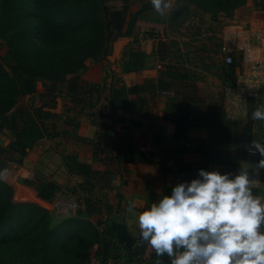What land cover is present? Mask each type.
<instances>
[{
  "label": "trees",
  "instance_id": "1",
  "mask_svg": "<svg viewBox=\"0 0 264 264\" xmlns=\"http://www.w3.org/2000/svg\"><path fill=\"white\" fill-rule=\"evenodd\" d=\"M262 4L261 9H264V3ZM26 15H30L34 22L33 32L21 26ZM163 17L155 12L153 7L145 6L132 14L126 23L125 15L119 12L108 15L105 0H2L0 38L7 43L16 66L13 68L12 77L0 65V91L4 94L6 89L4 87L7 86L13 92L11 99L9 98L3 109H0V131L7 129L14 134V140L8 149L0 147V157L7 156L11 162L22 166L38 141L59 138L67 127L76 135L78 144L92 147L95 160L103 153L106 154L105 158L101 159L103 164L113 161L114 158L120 159L118 155H111L112 142L105 135L98 132L95 140L87 139L85 127L71 112L82 113L83 108L88 106L94 108L99 106V103H105L102 105L109 111V113L102 111L101 118H109L119 110H125L131 103L141 112L157 90L168 89L169 86L159 82L157 86L142 84L129 87L121 78H115L116 81L113 79L110 87L104 85L102 89L93 88L81 80V75L87 70L90 59H103L111 53L114 38H137L141 31L140 22L162 28ZM112 27L117 32L116 35H112L110 30ZM33 33L41 40L43 48L33 43ZM31 44L36 45L38 50L40 47L43 49L42 52L39 50V56L36 58H30L22 53ZM155 54L159 60H172L175 55L172 43L160 40L155 46ZM143 58V52L131 54L128 70L143 67ZM228 70L232 76L235 75L234 66L231 65ZM38 82H41L43 87L40 94L41 106L31 110L20 108L11 116H7L14 108V100L18 94H35ZM133 95H137L138 98L131 99ZM65 97H70V106L64 105ZM71 105L77 108H72ZM79 106L83 108L80 109ZM164 120L175 125L176 138L186 137L190 128L189 115L166 114ZM246 129L250 130V124ZM175 163L182 175L187 174V170H193V167L181 158ZM230 163L237 164V161ZM35 174L38 178L46 179L44 182L38 180L37 184H32L37 189L38 197L45 203H50L58 196L64 182L70 176L84 178L89 184L86 190L94 197L99 191H96V188L104 189L112 179L108 171L93 169L75 153L41 156L36 161ZM102 182H105L104 185H101ZM100 199L88 203L86 213L102 215L103 206L99 204H105L102 198ZM85 225L86 228L96 229L85 219L66 221L60 228L63 231L75 232ZM69 232L67 234H71ZM52 233L48 212L32 204H14L12 189L0 181V250L21 245L29 263L40 264L39 259L45 256ZM96 234L98 235V232ZM100 235L106 244L104 249L106 253H102L103 261L106 260L110 245V241L109 243L105 241L111 236L115 238V243L121 245L124 252L129 254L128 261L135 257L139 262L146 264H155L157 259H161L163 264H171L167 255L156 257L154 251L146 242H142L140 237L129 236L123 225L111 224L108 231ZM67 242L63 243L57 253L59 255L54 259L59 261L69 258L70 263L77 261L82 264V260L86 258L85 253L73 254L71 247L74 242ZM67 253L70 254L69 257Z\"/></svg>",
  "mask_w": 264,
  "mask_h": 264
},
{
  "label": "crops",
  "instance_id": "2",
  "mask_svg": "<svg viewBox=\"0 0 264 264\" xmlns=\"http://www.w3.org/2000/svg\"><path fill=\"white\" fill-rule=\"evenodd\" d=\"M240 10L249 13L252 10L250 3ZM236 16L232 24L218 33V45H211L212 35L202 34L204 40L201 42L202 35L198 33L179 38L165 37L163 31L154 37L142 33L136 39L120 38L111 56L98 64L89 63L91 66L83 82L94 88L100 85L110 87L112 76L121 78L129 87L157 86L159 82L169 86L157 90L141 112L131 103L125 110L89 123L87 127L82 123L85 137L95 140L98 125L109 122L111 155H118L120 159L114 158L101 169L110 172L112 178L103 189L105 192L100 193L104 197H101L102 201L105 199L103 211L112 224L125 226L131 237L139 238L140 235L135 215L126 211L129 202L136 204L135 212L138 213L158 202L162 196L171 195L178 184L199 178L200 170H217L234 177L241 168H246L254 179L261 182L254 187V195L264 196V171H257L255 167L261 157L249 150L253 140L264 142V121H253L250 116L255 107L264 103V87L258 80L252 82L254 77L249 74L255 60L264 66V17L245 15L239 19ZM160 40L167 43L179 41L177 49L173 48L174 60H159L155 46ZM126 49L131 51L123 57L122 51ZM137 52L144 53L143 67L128 70L131 54ZM228 55L236 62L232 65H235L234 76L224 62ZM248 55L252 57L250 63L245 61ZM137 98V95L131 96V99ZM166 114L190 116L186 137H175L176 127L164 120ZM249 124L250 130L247 131ZM67 139L73 153L78 154L79 150L80 153H92V147L78 144L75 138ZM179 158L193 170L182 175L175 164ZM234 160L237 164L230 163ZM79 178L68 177L64 188ZM120 264L146 263L134 257Z\"/></svg>",
  "mask_w": 264,
  "mask_h": 264
},
{
  "label": "rangeland",
  "instance_id": "3",
  "mask_svg": "<svg viewBox=\"0 0 264 264\" xmlns=\"http://www.w3.org/2000/svg\"><path fill=\"white\" fill-rule=\"evenodd\" d=\"M1 3L2 0H0V18ZM249 3L251 5L252 10H250L249 13L245 11L242 12L240 9ZM262 3H264V0H172V8L163 17L164 26L162 28H157L149 26L144 22H140L139 25H141V31L139 35L143 33V35L145 34L154 37V35H156L157 33L161 35V31H163L165 37L179 38L188 37L190 36L189 34L195 36V34L198 33L200 34V36L202 34L212 35V38H210L209 40L211 41V45H218V33H220L224 27L234 22L235 15H237L239 19L243 18L245 15H248L250 18V15H252L253 17L256 15L264 17V9H261L263 7ZM145 6L153 7L151 5L150 0H105V10L106 12H108V15L113 14L115 12H119L121 15H125L126 23L132 14L136 13ZM238 10H240V13L237 12ZM21 26L33 32L34 22L31 20L30 15H26V17L21 22ZM110 30L112 31V35H116L117 32L115 31L114 27H112ZM203 35L201 36V42L202 40H204V38H202L204 37ZM129 38L136 39L135 37ZM119 39V37L114 38L113 42L111 43V53L108 56L104 57L103 59H90L88 61L87 70L84 71V73L81 75L82 81L84 75L89 70V66H91V64L89 65V63L93 62L95 64H98L100 61H103L104 59H107V57L111 56L115 44L117 43L118 46V43H120L121 39ZM33 43L37 44L38 46H41L42 48L44 47L41 40L36 38L34 33ZM171 43L174 49H177V47L180 45L179 41L177 40H173ZM41 47L39 50L42 52L43 49ZM39 50L37 49L36 45L31 44L29 45V47H26L22 53H24L23 55H27L30 58H36L39 56ZM127 51L130 52L131 49L123 50V57L127 56ZM234 64H236V62ZM0 65L8 74L14 77L13 68L16 66V62L13 60V56L10 54L7 43L1 38ZM105 72L108 73V70L106 69ZM249 74L252 75L251 72ZM113 79H115V76H112V81ZM255 80L256 82L258 80L260 82L259 85H261L262 87L261 80L258 78H254L252 82L255 83ZM103 86L104 85H100L98 88L102 89ZM4 88L10 89L9 87L7 88V86H5ZM6 89H4V94L3 91H0V109H3L4 103L8 101L9 98L11 99L13 93L11 89ZM8 91L9 93H7ZM42 92L43 87L41 85V82H38L35 94H18V97L14 100V108L7 114V116H11L20 108H26L29 110L39 108L41 106L40 94ZM69 101L70 97H65V100L63 102L66 107L70 106ZM102 104L104 105L105 103ZM102 104L99 103V106H96L94 108L90 106L85 108L79 106L80 109L83 108L82 113H79V111H72L71 113L74 116L76 115V117L79 118L80 123L85 124L87 127L89 123L91 124L97 122L98 120L105 119L101 118L102 111L109 113V111L106 110ZM71 106L72 108H77L75 107V105ZM7 116L4 117L6 118ZM108 125L109 122L105 124L100 123L98 125V132L102 135H105L107 139L109 138ZM65 133L66 135H64ZM75 136L76 135L72 131L70 133V128L65 127L62 135L59 138L53 140L44 139L38 141L33 146L29 156L25 158L22 166L11 162L9 160V157L7 156L0 157V169L7 168L9 170L8 178L3 182L12 189V202L14 204H32L38 206L39 208L45 209L49 214L50 229L53 230V233L49 239L50 244L47 245V249L45 250V256L39 259V261H41L40 264H79V262L75 261V259H73V261H75L73 263L69 262V258L64 259L65 257H62V259L64 260L59 261L54 259L59 255L57 253L58 251H60V247H62L63 243L67 241V243L74 242L73 246L71 247L73 254L85 253L86 258L82 260V264H120L121 261L127 262L129 254H125L123 247L119 244H116L115 238L111 236H109L105 241L106 243H109L110 241V245L108 247L109 252L108 254H106V260H102V253H106V250H104L106 244H104V242L102 241V237L100 234H105L108 231V227L112 224V221H109V219L103 216L105 214L104 211L101 216L99 215V217L97 216L98 214L91 215L86 213L88 203H94V200H101L100 198L102 196L100 195V193L105 192L103 191V189L100 190V187L96 188V191L99 190L98 194H95L96 197L91 196V194H89L86 190V188L89 187V184H87L84 178L80 177L77 181L74 180L73 182H71L70 186L67 189H65V182L67 181L66 179L60 193L50 203H45L38 197V192L34 185L37 184L38 180L44 182L46 179L38 178L35 174L36 161L41 156H44L46 154L53 156L55 155V153H73V148L70 146L69 139H67V137H70V139H74ZM13 140V132L7 129L0 131V147L8 149L10 143L13 142ZM77 155L86 163L90 164L93 169H97V167L102 169L107 167V165L109 164H103L101 162V159H104L106 156V154L104 153L97 160L93 158V152L89 155L88 152L80 153L79 150ZM104 183L102 182L101 185H104ZM99 205H102L103 209H105L106 207V205H103L101 203ZM76 219H85L86 221H90L96 227V229L86 228L85 225V227L82 226L81 229H79L78 231L69 232L70 230L63 231L60 228V226L66 221ZM9 230L10 229H8V231ZM67 232L71 234H67ZM96 232H98V235L96 234ZM9 233H11V231H9ZM80 236H82V238H79ZM0 251V264H30L28 258L25 255V251L21 245H14L9 248L4 247ZM67 255L69 257L70 254L67 253Z\"/></svg>",
  "mask_w": 264,
  "mask_h": 264
},
{
  "label": "clouds",
  "instance_id": "4",
  "mask_svg": "<svg viewBox=\"0 0 264 264\" xmlns=\"http://www.w3.org/2000/svg\"><path fill=\"white\" fill-rule=\"evenodd\" d=\"M150 2L161 17L173 6L172 0ZM251 119L264 121V103ZM249 150L259 154L255 167L264 171V142L253 140ZM8 175L0 169V181ZM198 176L138 213L129 202L126 211L135 215L141 241L171 264H264V196L253 193L261 182L246 168L234 177L217 170H200Z\"/></svg>",
  "mask_w": 264,
  "mask_h": 264
},
{
  "label": "built area",
  "instance_id": "5",
  "mask_svg": "<svg viewBox=\"0 0 264 264\" xmlns=\"http://www.w3.org/2000/svg\"><path fill=\"white\" fill-rule=\"evenodd\" d=\"M247 62L250 63V61L252 60V57L250 55H248L246 58H245ZM225 64L228 65V66H231L235 63V60L232 56L228 55L227 57H225V60H224ZM254 68L251 69V73L253 75L254 78H258L261 80V84L262 86L264 87V69L262 71H260L262 68H264V66L261 65L262 62L260 61H254ZM252 153V151H250Z\"/></svg>",
  "mask_w": 264,
  "mask_h": 264
}]
</instances>
